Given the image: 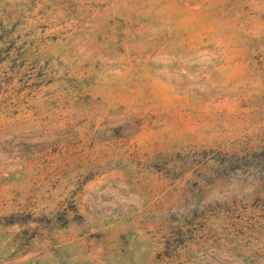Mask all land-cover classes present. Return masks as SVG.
<instances>
[{
    "label": "rangeland",
    "instance_id": "374dc122",
    "mask_svg": "<svg viewBox=\"0 0 264 264\" xmlns=\"http://www.w3.org/2000/svg\"><path fill=\"white\" fill-rule=\"evenodd\" d=\"M0 264H264V0H0Z\"/></svg>",
    "mask_w": 264,
    "mask_h": 264
}]
</instances>
